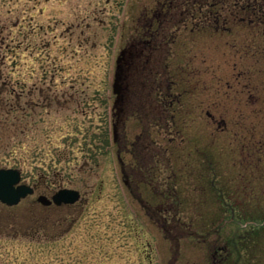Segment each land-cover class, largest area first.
<instances>
[{
	"label": "rangeland",
	"instance_id": "1",
	"mask_svg": "<svg viewBox=\"0 0 264 264\" xmlns=\"http://www.w3.org/2000/svg\"><path fill=\"white\" fill-rule=\"evenodd\" d=\"M199 1L181 3L196 11ZM165 2L0 0V167L19 169L22 182L35 188L15 207L0 204V264H213L212 244L220 239L201 243V234L212 231L241 236L242 243L243 236L261 233L255 262L248 263L243 251L240 264H264V221L256 220L264 186L252 196L247 182L249 175L261 179L264 167L247 173L239 144L232 142L242 118L219 104L226 83L239 84L238 74L249 71L245 65H256L250 40H260L263 25L229 12L236 0L228 1L219 23L206 27L178 12L166 20L178 32L168 63L180 104L165 128L148 126L137 110L115 142L116 60L142 36L147 13ZM206 2L209 7L212 0ZM246 112L244 125L252 131L254 113ZM257 113L264 133V103ZM223 114L228 131L219 126ZM119 155L135 171L131 188ZM152 155L167 183L137 189ZM168 188L178 202L165 197L148 209L139 200L146 194L158 199ZM60 189L79 191L80 201L37 203L38 196L51 198Z\"/></svg>",
	"mask_w": 264,
	"mask_h": 264
},
{
	"label": "flooded vegetation",
	"instance_id": "2",
	"mask_svg": "<svg viewBox=\"0 0 264 264\" xmlns=\"http://www.w3.org/2000/svg\"><path fill=\"white\" fill-rule=\"evenodd\" d=\"M166 1L168 2L163 3L160 8H157V12H154L153 10L152 13H147L148 18L146 25L144 26L145 28L141 32L142 36L130 41L126 48L120 52V56L116 60L115 78L118 80L119 94H114L116 123L113 124V128L115 142H118L119 140L120 126H124L126 120L131 118L137 110L143 111V117L148 126H158L163 128L165 121L168 118L167 115H170L172 110L176 109L180 104L181 98L177 89L179 84L176 81V76L173 74L175 72H172L170 64L168 63V53L170 52V47L176 42L178 32L175 29L172 32L170 25H167L166 20H172L175 12L186 16L191 14V17H193L196 12L195 9H192L190 4H184L186 6V8H184L181 0ZM206 1L207 0H200V8L197 10L202 12L203 9L206 8L207 12L208 9H213L223 0H212L209 7L207 6L208 3ZM194 4H197V2ZM182 8L184 10L183 13L181 11ZM218 20L219 17H217V23H219ZM181 23L182 22H179L177 25V29L179 30L182 28ZM150 78H152V80H150ZM263 78V72L260 70L240 72L237 76L239 84L232 86V84L227 82L226 91L224 93H219V95L222 96L219 104H222L224 111L226 110L229 113L231 111H239V118H242V121H240L241 124L238 122V131L233 133L234 139L232 142L239 144L238 149L241 151V155L239 156L243 160L241 163L242 165H245L248 174H252L250 172L255 174V169L264 166V156L260 155L262 150V144L260 143L262 140V125L260 126L258 120L259 117L261 119L262 115L261 113H257L264 103ZM146 83H149L150 85H147ZM261 85L262 87L259 88ZM245 94H247L248 98L245 97ZM40 95H44V93L41 92ZM216 96L217 95L215 94L214 97L217 98ZM46 99L50 100L47 96ZM248 99L252 100L251 103L257 105V108L249 106L250 103H245L249 102ZM53 100L58 102V96H53L50 101L52 102ZM246 111H253L254 113V128H251L252 131L247 129L249 134L246 133L247 126L244 125V119L247 118ZM207 115L208 118L214 120L212 114L208 113ZM223 115H225L226 119L221 121L219 126L222 125L223 129L228 131L230 129L229 119L227 118L228 114ZM171 117L173 118V116ZM227 140L229 141V139ZM148 147L147 144L144 146L145 149L149 150ZM229 148L230 147H228V149ZM257 153L260 156H258ZM118 157L125 176L124 184L131 188L129 174L133 175L135 171L130 166H126L121 155ZM147 158L146 165L142 170L144 173L143 182L137 184L136 188L139 189L140 186H148L150 188L153 187L152 189L155 190L154 187L159 184V181H162V184L164 185L167 183L166 179L164 180L161 176L165 170L163 167H160V160H157L155 155ZM261 175V179L254 178L253 180L251 179L250 182L247 180L248 183L252 184V186H257L254 185L256 180L264 181V171ZM176 178L177 177L174 179ZM244 180L246 181V178H244ZM246 187L247 186H245V189ZM250 189L252 190V188ZM166 191L168 192L163 193L164 195L158 199H155L152 194H146L145 196L140 197L139 200L143 206L148 209L156 205L161 206V201L165 199V197H175L174 200L178 202L176 191H171L170 188ZM52 206L54 205L49 207ZM162 211L165 212L164 209H162ZM161 217L164 218V215ZM201 235L203 236L201 237L202 244H206L210 241L209 239L213 237L220 239L212 244V249H214L212 254L213 264H228L231 260H234L233 254L238 251L233 250V253L231 252L230 243L227 239L228 236H222L223 233H221V231L208 232ZM233 263H235V260Z\"/></svg>",
	"mask_w": 264,
	"mask_h": 264
},
{
	"label": "trees",
	"instance_id": "3",
	"mask_svg": "<svg viewBox=\"0 0 264 264\" xmlns=\"http://www.w3.org/2000/svg\"><path fill=\"white\" fill-rule=\"evenodd\" d=\"M228 1L229 0H223L219 5L215 6L213 9H208L207 12H201L200 10H196L195 15H194V13H193V15L196 18H198L199 21L205 27L209 26L212 23V21L215 22V20H216V22H217V17H219V20L221 19L220 14L224 12V10L226 8V4L230 3ZM231 7H229L230 8L229 12H232V11L240 12L242 14L247 15L248 17H251L253 19V21H255V23H259V25L263 24V25H261L262 27L259 30L260 40L259 41H251L250 40V46L255 50L253 53H251V55L253 57L254 64H256V65H253L251 67H249L248 65H245V68L249 71L250 70H252V71L260 70L261 72H263V76H264V0H236V3L234 5H232ZM242 11H244V13ZM242 22H243V20H242ZM256 60H257V62H259V66H258V63H256ZM263 80H264V78H263ZM263 87H264V84H263ZM2 92L4 93V91H2ZM262 133H261L262 140L260 141V143L262 144V150H261L260 155L264 156V133L263 134ZM257 155L260 156L258 153H257ZM247 180L249 182L251 181L250 175L247 177ZM252 183H254V182H252ZM256 183H257V181H255L254 185L259 184V182L257 184ZM260 183H261V185H259V186H252V190H251L252 196L257 195L259 197V194L257 193V188L258 189L262 188L264 186V181L261 180ZM228 194H229V192H228ZM258 218L259 219H256V220H263L264 221V208L259 211ZM262 229H264V226L262 227ZM212 232H214V231H212ZM188 234H190V233H188ZM254 234L255 235H253V236L251 234V237L250 236H243L244 237V238H242V240H244L243 243L240 242L241 236H239V238H238L237 235H234L233 239L227 238L229 240V243H230L229 245L231 248V252L233 253V250L238 251V252H234L235 254H233L235 263H233L234 260L230 259L231 261L228 264H238V263L240 264L241 262H245L246 259L244 258L243 254H242L243 251H246V253L249 257L247 259L248 263L255 262L256 258L254 257V248L256 249L257 243H260L262 241V236H261V233H259V232L258 233L255 232ZM188 237L189 236H187V238Z\"/></svg>",
	"mask_w": 264,
	"mask_h": 264
},
{
	"label": "water",
	"instance_id": "4",
	"mask_svg": "<svg viewBox=\"0 0 264 264\" xmlns=\"http://www.w3.org/2000/svg\"><path fill=\"white\" fill-rule=\"evenodd\" d=\"M118 80H115L114 93L119 94ZM34 194V189L22 183L21 172L12 168H0V202L8 207H14L30 195ZM81 199V194L73 189H61L54 194L51 199L41 195L37 201L43 206L72 205Z\"/></svg>",
	"mask_w": 264,
	"mask_h": 264
}]
</instances>
